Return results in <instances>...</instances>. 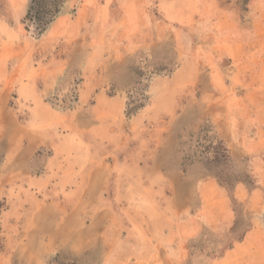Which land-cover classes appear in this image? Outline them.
I'll return each mask as SVG.
<instances>
[{"label": "rangeland", "instance_id": "obj_1", "mask_svg": "<svg viewBox=\"0 0 264 264\" xmlns=\"http://www.w3.org/2000/svg\"><path fill=\"white\" fill-rule=\"evenodd\" d=\"M108 1L59 0L60 12L53 22L60 15L72 19L108 15ZM112 1L115 6L120 0ZM164 1L154 6V26L160 36L169 34L156 38L152 57L140 59L132 71L137 80L127 106L113 118L99 119L100 130L92 137L96 153L106 158L104 191L91 200L90 209H84L82 200L66 198L44 183L45 168L38 173L40 183H24L28 190L16 184V193L26 192L21 205L17 201L9 206L7 198L0 199V264H216L244 236L252 218L257 224L264 220V203L258 202L248 207L230 200L232 214L222 223L209 224L200 213V186L206 176L219 179L230 196L238 182L256 186L252 166L264 146V23L257 25L255 20L264 13V0H200L197 15L167 23L161 9L181 12L192 6L186 0ZM30 4L31 0H0V22L11 26V31L0 27V46L23 37L39 39L47 31L37 34L36 24L25 21ZM244 28L255 34L250 47L255 53L247 57ZM2 81L0 175L3 126L19 137L33 126L24 108L20 110L17 88L5 91ZM84 81L76 77L69 87L46 91L45 102L67 113L83 104L93 106L95 95L84 101ZM107 89L114 95L112 86ZM3 107L15 115L9 118ZM52 120L38 117L31 128L44 130L43 121ZM217 130L229 136L224 140L227 148L228 143L233 147L241 142L236 160L221 163L210 154L203 156V146L218 135ZM246 137L255 139L248 155ZM5 138V145L11 144L9 134ZM94 178L91 194L98 172ZM65 182L61 185L65 195L67 189L79 190ZM176 195L186 205L180 213L174 207ZM36 210L46 218L39 217L37 224L32 219ZM34 231L40 246H28Z\"/></svg>", "mask_w": 264, "mask_h": 264}, {"label": "crops", "instance_id": "obj_2", "mask_svg": "<svg viewBox=\"0 0 264 264\" xmlns=\"http://www.w3.org/2000/svg\"><path fill=\"white\" fill-rule=\"evenodd\" d=\"M186 1L192 6L189 11L186 8L181 12L172 11L171 8L161 9L163 22L184 21L186 17L192 15L191 13L197 15L201 1ZM164 2V0H120L117 1L118 5L112 6L111 0V3L108 1L106 5L108 15L96 16L93 17L94 19L90 15L78 16L74 19L60 15L50 24L42 38L34 37L29 40L23 37L18 43L14 41L12 44L8 42L9 44L0 46V75H4L1 78L2 85L6 86L5 91L11 87L17 88L20 110L24 108L23 112L29 120L28 124H33L20 137L10 132L7 126H3L2 142L5 156L1 164L0 199L7 198L9 206L17 204V201L21 205L26 192L16 193L15 185L25 183L31 186L40 183L43 179L38 177L41 168L46 169L43 181L47 186H55L56 192L62 193L66 198L82 200L84 209H90L91 200L100 197L105 188L107 165L106 158L96 153L92 137L98 135L100 130L99 119L113 118L127 106L128 93L132 92L130 89L135 86L137 80L133 78L132 71L137 68L140 59L152 57L155 39H165L169 34L164 33L160 36V31H156L154 26L156 22L154 6L158 4L157 6L160 7ZM102 6L99 5L100 9ZM113 13H115L114 17H112ZM172 15L177 16L178 19L172 20L170 18ZM257 17L258 19L255 20L257 25L264 23L263 12ZM0 27L11 31L7 21L0 22ZM91 28L96 30L93 31ZM243 30H246L247 57L255 53L250 48L255 34L250 28ZM261 68L264 71V67ZM76 77L85 79L82 89L85 102L95 95L97 101L93 106L86 107L83 104L78 110L67 113L56 110L45 102L43 93L69 87ZM109 86L115 89L114 95L107 92ZM112 106L116 109L110 110ZM3 112H8L6 107H3ZM8 113L9 118L13 117L14 112L9 110ZM38 117H48L53 120L43 121L44 130L39 131L31 128L34 127ZM109 131L114 132L112 128ZM217 131L221 139L229 138L223 132ZM7 134H9V143L14 145H5ZM253 140L255 139L246 137L247 155L251 151ZM241 147V142L238 141L233 147L228 143L231 160L237 159ZM46 151H49V155H45ZM258 156L259 159L252 166L256 186L238 182L232 194L237 201L245 203L248 207L257 202L260 205L264 203V146L258 149ZM95 172L99 173V179L95 192L91 194L89 189L96 180ZM64 181L71 187L77 186L79 190H73L74 192L71 193L69 192L71 189H67L65 195V189L61 186ZM200 192L202 197L200 213L206 217L207 223H222L224 216L226 217L227 214L229 216L230 212L232 214L230 195L220 186L217 179L206 176L203 181L201 180ZM173 198L176 201L174 207L180 213L186 205L178 195ZM79 204L80 202L75 207L78 208ZM215 206L223 209L219 212L221 214L214 211ZM40 211L36 210L33 213L32 219L36 224L40 222L39 217L46 219L45 215L44 218L38 215L42 214ZM261 222L257 224L255 217L252 218L251 225L242 240L220 257L216 264H264V220ZM68 223L66 222L65 226ZM37 233L34 231L32 233L34 236L30 234L32 239L28 246L41 245L37 243ZM34 256L35 262L38 258Z\"/></svg>", "mask_w": 264, "mask_h": 264}, {"label": "trees", "instance_id": "obj_3", "mask_svg": "<svg viewBox=\"0 0 264 264\" xmlns=\"http://www.w3.org/2000/svg\"><path fill=\"white\" fill-rule=\"evenodd\" d=\"M59 3V0H31V4L25 17V21L34 22L36 24L35 32L37 34H43L53 22V18L59 14ZM208 154L211 155L213 161L215 160L224 163L227 160H230L229 150L226 147L224 140L221 139L218 135L215 138L207 139L205 146H203V156H206ZM217 180L220 186H222L221 181L219 179ZM230 199L231 201H237L233 197V195L230 196ZM247 231L248 229L245 233H247ZM242 238L240 240H242Z\"/></svg>", "mask_w": 264, "mask_h": 264}]
</instances>
